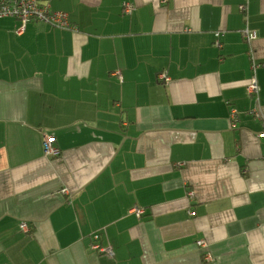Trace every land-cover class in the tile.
<instances>
[{"label":"crops","instance_id":"0c3cea01","mask_svg":"<svg viewBox=\"0 0 264 264\" xmlns=\"http://www.w3.org/2000/svg\"><path fill=\"white\" fill-rule=\"evenodd\" d=\"M49 5L0 17V264H264V0Z\"/></svg>","mask_w":264,"mask_h":264},{"label":"built area","instance_id":"2783aa9c","mask_svg":"<svg viewBox=\"0 0 264 264\" xmlns=\"http://www.w3.org/2000/svg\"><path fill=\"white\" fill-rule=\"evenodd\" d=\"M131 9L132 6L129 4H123L122 6L123 13H130ZM238 9L240 12L244 13L247 9V3L244 2L239 4ZM3 16L14 17L18 20L19 22V26L17 29L18 32H21L27 23L33 21H43L47 24H50L58 28L75 30L74 26L71 24L69 20L67 12L61 10H52L49 5V0H0V17ZM240 32L243 39L249 44H251L252 41L255 40L258 36L257 30L250 28L248 25H245V27L242 28ZM219 36H220V31H216L215 40L213 44L217 48L221 47ZM249 54H250L249 57L250 75L246 87V92L255 100L257 106L258 97H259V85L257 81L256 70L260 66V63L254 57L251 47L249 49ZM113 74L116 75L118 78H121L119 71H115L113 72ZM158 79L166 81L168 80V77L165 75V73H159ZM255 109L252 110L251 113L253 112L256 114V116H258L259 113ZM236 120H237L236 110L233 108L231 109L229 116V122L231 127L235 126ZM262 135L264 136V132L262 133ZM42 153L47 158H54L59 156L60 150L56 146V139L53 134H49V133L43 134ZM63 191L65 192V189ZM189 195H192L191 191L189 192ZM132 210L138 216L144 213V210L141 208H133ZM188 213L189 215H192L193 211H189ZM20 226L22 229H25L26 227L25 222H22ZM99 239H100V233L95 232L92 234L93 242L91 244V248L94 251H99L107 254L108 256H112L113 255L112 248L110 246H102L99 243ZM206 245L207 244L204 239L196 240V246H198L199 248H205ZM203 258L205 260H209L210 255L206 254Z\"/></svg>","mask_w":264,"mask_h":264}]
</instances>
